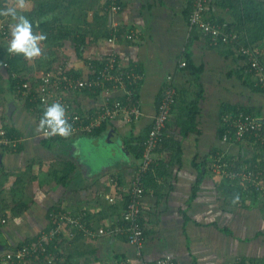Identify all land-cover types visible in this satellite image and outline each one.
I'll return each mask as SVG.
<instances>
[{"label": "crops", "instance_id": "1", "mask_svg": "<svg viewBox=\"0 0 264 264\" xmlns=\"http://www.w3.org/2000/svg\"><path fill=\"white\" fill-rule=\"evenodd\" d=\"M191 1L115 0L117 10L111 12L106 0H79V4L27 0L21 14L32 22L35 34L44 33L47 39L36 60L17 55L15 66L23 76L34 81L42 72L63 65L87 78L88 64L111 55L121 69H137L140 77L137 97L142 115L137 121L126 123L119 117L100 134L66 139L39 135L37 107L17 99L10 88L2 63L12 54L7 49L9 24L14 21L0 17V25L9 31L7 38L0 33V129L6 126L20 135L16 148L0 151V218L6 219L0 229L6 224L13 227L0 232L5 249L46 231L52 210L83 216L92 229L115 226L141 163L136 150L144 147L166 78L171 76L177 102L162 143L152 154L154 163L141 178L144 259L152 263L169 255L177 264H264V194L238 182V188L230 189L212 172L215 160L222 157L229 168H261L264 185V149L247 141L224 143L220 121L225 111L242 109L264 123V90H256L253 77L241 72L240 58L231 49L207 47L189 29ZM253 1L264 6V0ZM11 6L12 0H0V10ZM207 18L231 22L230 12L216 4L208 9ZM130 31L136 33L132 41L125 37ZM260 45L264 61V42ZM187 59L189 67L181 68ZM121 95L112 93L110 100ZM68 97L82 113L94 112L103 100L90 91ZM79 136H89L94 146L107 147L110 153L116 147L121 153L105 165L82 157L89 170L83 172L74 161L79 160V148L70 142ZM70 144L77 153L68 148ZM147 174L152 176L149 185L144 181ZM63 175L61 182L58 177ZM57 245L55 255L68 264H138L125 234L95 240L61 238ZM51 262L52 257L42 264Z\"/></svg>", "mask_w": 264, "mask_h": 264}, {"label": "built area", "instance_id": "2", "mask_svg": "<svg viewBox=\"0 0 264 264\" xmlns=\"http://www.w3.org/2000/svg\"><path fill=\"white\" fill-rule=\"evenodd\" d=\"M224 0H192L191 10L188 16V26L205 41L207 47L219 45L231 49L240 59V70L254 79V86L264 90V62L244 45L241 33L228 27V23L219 24L217 21L207 18V11L211 5ZM115 0H111L109 11L116 12ZM0 33L4 38L9 37L4 25H0ZM136 33L130 31L125 37L130 41ZM116 38V37H114ZM246 39V37H245ZM111 42V40L109 41ZM5 67L7 64H3ZM97 66L88 64L89 76L87 78L77 76L68 70L66 66L58 65L54 70L42 72L33 83L27 81L16 85V93L24 100L35 105L38 116L52 103L59 102L66 110V116L72 124L73 132L67 137L77 135H92L104 124H109L119 117H123L126 123L137 121L141 115L140 100L137 97L140 77L131 68L121 69L116 58L105 57ZM185 67V62L180 63ZM15 75H13L14 77ZM33 84V86H32ZM84 89L95 92L100 89L102 102L94 112H81L77 110L68 94L82 92ZM120 92L121 96L113 101L110 94ZM177 102L176 90L172 84L171 76H167L166 83L153 117L150 131L144 142V151L139 165L138 173L129 188V196L119 221L112 227L92 229L79 215H70L59 211H50L48 215L47 230L42 232L35 240L15 249H7L0 256V264H28L37 255L44 256L47 246L65 238L74 239L77 235L84 239L95 240L105 236L125 234L129 245L134 248V254L138 264H149L143 256L144 227L140 221L141 205L145 189L141 178L151 169L154 159L152 157L162 143L165 126L168 123L172 109ZM222 126V141L226 144H236L253 138V143L264 147V123L263 121L245 112V110H228L220 118ZM43 138H63L60 136H45ZM65 139V138H64ZM19 139L7 137L5 131L0 130V149L16 148ZM212 172L217 173L228 186L232 181L239 182L243 188L251 187L261 195L264 194L262 184L263 170L247 171V168H229L222 157H218L213 165ZM111 201V200H110ZM6 223V219L0 218V226ZM48 257L54 258L48 254ZM151 264H177L171 256L165 255L157 258Z\"/></svg>", "mask_w": 264, "mask_h": 264}, {"label": "trees", "instance_id": "3", "mask_svg": "<svg viewBox=\"0 0 264 264\" xmlns=\"http://www.w3.org/2000/svg\"><path fill=\"white\" fill-rule=\"evenodd\" d=\"M106 1L108 2L109 5L111 4V0H106ZM77 3L79 4V0H77ZM116 4H117V2H116ZM215 4L223 7L224 9H226L230 12L231 22L228 23V27L232 30H235L238 33H241V37H242V41H244V45L247 47H250L251 50L259 57V59L261 61H263L261 56H260L261 55V49L259 48L261 46L260 44L264 42V6L262 5V3H259V2L253 1V0H242L240 2L239 1H233V0H224V1L216 2ZM217 22L219 24L224 23L223 20H218ZM43 26L45 27V25H43ZM59 28H61V27H59ZM5 29H6V26H5ZM47 29L49 31H51L50 26H48ZM59 30L60 31H58V32L61 33V29H59ZM7 32L9 34V31H7ZM54 33H56V32H54ZM1 37H3V35H1ZM245 37H246V39H245ZM17 59H19V56H17L16 54L15 55L8 54L5 61L2 64H7L6 67L4 65L3 66H4L5 70H7V72H8V77H9V81H10V88L12 89L13 93L15 94V97L17 99L25 102L27 104V106L33 107L35 105L30 104L27 100L24 101V99L21 97V95L20 94L18 95L16 93V90H15L16 85L27 82V81H31L30 78L23 76L22 73H20L18 68L15 66ZM92 64L100 66V65H98L99 63H97V62H94ZM189 65H190V60L187 59L185 61V67L184 68L187 69L189 67ZM131 69L138 74L137 69H134V68H131ZM241 72L246 76H250L248 74H245L243 72L242 68H241ZM197 73H199V70L196 71V74ZM13 75H15V76L13 77ZM31 82L33 83V81H31ZM32 86H33V84H32ZM257 89L262 90V89L256 87V90ZM83 91H87V90L84 89ZM100 92H101L100 89H96V91L93 92V95L97 96L100 94ZM240 110H242V109H240ZM245 112H247V111H245ZM247 113H249V112H247ZM41 117L42 116H39V120L41 119ZM106 125L107 124L102 125L99 129H97L94 133H92V135L100 134L106 128ZM0 130L5 131L7 134V137H12V138H17V139L20 137V135L12 128H8L6 126H3L2 129H0ZM53 139H56V138H53ZM58 139H60V138H58ZM61 139H64V138H61ZM247 142H251V144H252L253 138L252 137L249 138L247 140ZM255 146H258V147H261L262 149H264L263 146H259L257 144ZM4 148L5 147L1 148L0 151L5 150ZM135 150H136V148H135ZM143 150H144V147L140 146L139 150H136V156L135 157L140 158L141 155L143 154ZM71 168H72V166H71ZM258 169L261 171V168H253V166H250L249 168H247V171H257ZM59 177H58V180H61V182H63V180H65V178H66L65 175H63L62 179H59ZM145 179H146V181H145ZM144 181H145V185H147V184L149 185L150 182L152 181L151 174H147L146 177L144 178ZM236 182L237 181H232L228 187H230V189L238 188V185ZM241 191H240V193H241ZM78 237L79 236L77 235L76 238H78ZM35 239L36 238H33L32 240L24 241V242L17 244L15 246H10V247H8V249L12 250V249L18 248L24 244L30 243L31 241H33ZM72 240H74V239H72ZM58 243H59V239L55 242L50 243L47 246L46 254L44 256L37 255L36 258L28 264H33V263L34 264H42L43 262H45V260L46 261L48 260V258H49L48 254H52L54 256V258L52 259L53 262H51V264H68L65 260L59 261L58 254L55 255V252H57V249H58V245H57ZM148 263L151 264L150 262H148ZM15 264H18V263H15Z\"/></svg>", "mask_w": 264, "mask_h": 264}, {"label": "clouds", "instance_id": "4", "mask_svg": "<svg viewBox=\"0 0 264 264\" xmlns=\"http://www.w3.org/2000/svg\"><path fill=\"white\" fill-rule=\"evenodd\" d=\"M12 5L0 10V17H9L14 21L9 24L10 42L7 51L34 61L42 55L40 44L47 39L46 34H35L32 22L27 16L21 14L27 7V0H12ZM37 131L49 137H69L73 127L68 121L64 106L55 102L47 107L39 120Z\"/></svg>", "mask_w": 264, "mask_h": 264}, {"label": "rangeland", "instance_id": "5", "mask_svg": "<svg viewBox=\"0 0 264 264\" xmlns=\"http://www.w3.org/2000/svg\"><path fill=\"white\" fill-rule=\"evenodd\" d=\"M12 101H15L14 98H12ZM89 136H79V138L72 139L70 142L75 143L76 146L79 148L78 153L76 152V148L73 147L71 144L68 146V148L73 151L74 153H77L78 161L74 158V161L78 165V167L83 171V172H88L86 167L82 164L80 160H82V157L90 158L92 157L93 159H96L98 162H101L102 165H105L104 163L108 161L109 159H114L113 157H119L118 155L121 153L118 148L116 147L111 153L110 149H106L100 145L94 146L91 140L87 139ZM119 144V143H117ZM111 148V147H109ZM105 151V152H104ZM121 162V160H120ZM13 231V227L6 224L0 229V232H9Z\"/></svg>", "mask_w": 264, "mask_h": 264}, {"label": "water", "instance_id": "6", "mask_svg": "<svg viewBox=\"0 0 264 264\" xmlns=\"http://www.w3.org/2000/svg\"><path fill=\"white\" fill-rule=\"evenodd\" d=\"M12 106L11 105H9L8 107H7V110H8V114L10 115L11 114V111H12ZM111 146H116V144L115 143H112V145ZM7 249H5L2 245H0V256L2 255V253L4 252V251H6Z\"/></svg>", "mask_w": 264, "mask_h": 264}, {"label": "bare ground", "instance_id": "7", "mask_svg": "<svg viewBox=\"0 0 264 264\" xmlns=\"http://www.w3.org/2000/svg\"><path fill=\"white\" fill-rule=\"evenodd\" d=\"M234 109V108H233Z\"/></svg>", "mask_w": 264, "mask_h": 264}]
</instances>
